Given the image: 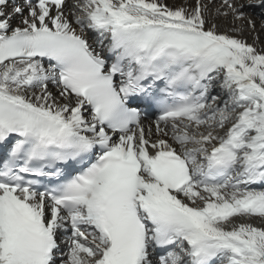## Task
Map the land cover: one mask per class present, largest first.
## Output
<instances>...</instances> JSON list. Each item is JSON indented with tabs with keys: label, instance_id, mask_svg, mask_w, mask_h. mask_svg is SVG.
Returning a JSON list of instances; mask_svg holds the SVG:
<instances>
[{
	"label": "snow or ice",
	"instance_id": "6c2138e0",
	"mask_svg": "<svg viewBox=\"0 0 264 264\" xmlns=\"http://www.w3.org/2000/svg\"><path fill=\"white\" fill-rule=\"evenodd\" d=\"M250 8L0 0V264H264Z\"/></svg>",
	"mask_w": 264,
	"mask_h": 264
},
{
	"label": "bare ground",
	"instance_id": "6f19581e",
	"mask_svg": "<svg viewBox=\"0 0 264 264\" xmlns=\"http://www.w3.org/2000/svg\"><path fill=\"white\" fill-rule=\"evenodd\" d=\"M166 2L169 5H172V4H180V3H183V0H166ZM217 3H219V0H217ZM248 11L253 14L254 18L256 19L257 29H259L260 24H261V19H262L261 13L264 12V9H260V8L251 9L250 8V9H248ZM217 22L221 24V28L230 26V21H224L223 19H220ZM14 23H15V21H14ZM263 34L264 33H261V38H262V35ZM245 35L247 36L248 33L246 32ZM248 42H251V37L250 36H249V41ZM253 222H256V221H253Z\"/></svg>",
	"mask_w": 264,
	"mask_h": 264
},
{
	"label": "rangeland",
	"instance_id": "374dc122",
	"mask_svg": "<svg viewBox=\"0 0 264 264\" xmlns=\"http://www.w3.org/2000/svg\"><path fill=\"white\" fill-rule=\"evenodd\" d=\"M262 41V40H261Z\"/></svg>",
	"mask_w": 264,
	"mask_h": 264
}]
</instances>
